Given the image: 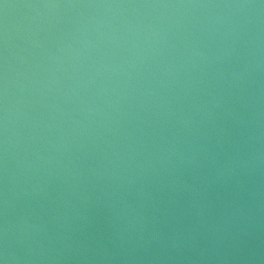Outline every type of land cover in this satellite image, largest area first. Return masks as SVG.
<instances>
[{"label": "water", "instance_id": "water-1", "mask_svg": "<svg viewBox=\"0 0 264 264\" xmlns=\"http://www.w3.org/2000/svg\"><path fill=\"white\" fill-rule=\"evenodd\" d=\"M0 264H264V0H0Z\"/></svg>", "mask_w": 264, "mask_h": 264}]
</instances>
